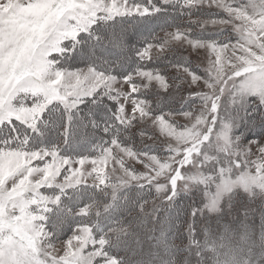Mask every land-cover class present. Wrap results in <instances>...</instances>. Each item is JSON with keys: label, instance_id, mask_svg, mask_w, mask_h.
I'll return each mask as SVG.
<instances>
[{"label": "snow or ice", "instance_id": "1", "mask_svg": "<svg viewBox=\"0 0 264 264\" xmlns=\"http://www.w3.org/2000/svg\"><path fill=\"white\" fill-rule=\"evenodd\" d=\"M0 264H264V0H0Z\"/></svg>", "mask_w": 264, "mask_h": 264}]
</instances>
